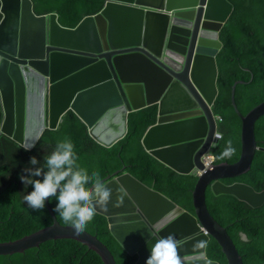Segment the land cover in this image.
<instances>
[{"label":"water","instance_id":"water-1","mask_svg":"<svg viewBox=\"0 0 264 264\" xmlns=\"http://www.w3.org/2000/svg\"><path fill=\"white\" fill-rule=\"evenodd\" d=\"M0 2V130L23 146L36 144L72 110L96 142L111 147L127 134L131 112L155 104L156 124L147 128L141 144L178 174L204 170L193 190V213L120 170L102 178L113 195L108 210L98 213L123 250L136 257L134 264H146L156 242L169 234L179 242L184 264H220L207 258L211 240L221 246L228 264H243L227 229L210 215L206 190L234 196L251 208L264 205V190L224 182L249 172L255 152L264 151L254 138L264 100L245 115L234 104L235 86L245 82H234L231 90L240 119L237 161L208 168L202 162L219 142L213 111L217 55L233 5L228 0H105L100 12L69 28L56 13L36 15L33 0ZM121 196L122 204L114 206ZM45 205L53 222L0 241V255L67 238L86 245L104 264H116L95 235L85 230L76 236L57 220L49 201Z\"/></svg>","mask_w":264,"mask_h":264},{"label":"trees","instance_id":"trees-1","mask_svg":"<svg viewBox=\"0 0 264 264\" xmlns=\"http://www.w3.org/2000/svg\"><path fill=\"white\" fill-rule=\"evenodd\" d=\"M234 7L233 14L220 33L223 44L217 55L218 97L213 106L214 114L219 115L218 123L221 139L213 150L214 163L237 161L240 144V119L231 103V90L234 82L244 84L235 86L234 104L241 115L248 113L264 100V0H228ZM37 15L55 12L64 27L74 28L86 16L100 12L105 0H33ZM1 8V3H0ZM2 15L0 13V20ZM157 107L151 105L129 114L127 134L113 144L105 147L96 142L89 134L86 124L72 110H68L59 126L54 130H45L39 140L44 149L40 166L44 158L50 155L59 140L67 137L74 144L78 163L91 174L98 171L102 178L114 171L129 173L143 184L162 193L181 208L193 213V190L197 177L178 174L155 157L150 155L141 144V138L148 126L156 122ZM2 112H0V121ZM254 138L257 146L264 148V115L254 124ZM236 149L231 158L220 159L227 141ZM12 142V141H9ZM15 159L24 169L30 167L29 154H16ZM14 164V176L0 174V241L14 240L32 233L53 222L45 205L36 211L28 208L23 197L33 190L21 180ZM9 164L0 166V172H6ZM39 166V165H38ZM46 171V169H45ZM226 184L244 183L257 192L264 190V151L255 152L249 172ZM58 201L55 197L49 201L53 211ZM206 206L210 215L226 228L234 245L242 257L243 264H264V205L251 208L234 196H214L206 190ZM57 220L65 224L55 212ZM86 230L105 244L116 264H134L135 256L128 255L111 236L107 219L98 213ZM245 234L247 239L243 240ZM207 258L228 264L225 254L216 241L207 245ZM0 264H104L101 258L86 245L73 239H51L23 252L0 255Z\"/></svg>","mask_w":264,"mask_h":264},{"label":"clouds","instance_id":"clouds-1","mask_svg":"<svg viewBox=\"0 0 264 264\" xmlns=\"http://www.w3.org/2000/svg\"><path fill=\"white\" fill-rule=\"evenodd\" d=\"M216 120L218 123L220 122L221 118L219 115H216ZM216 136L219 140L221 139L219 128ZM34 146V143L30 145L25 144L23 148L25 151H30ZM235 152L236 149L229 140L220 154V159L231 158ZM209 154L211 155V162L207 165L204 162V158ZM206 155L202 158V162L208 168L209 165L214 163L215 158L213 151ZM77 161L78 156L74 150V144L69 138L65 137L59 140L55 150L44 158V166H40V161L35 156L31 157L29 161L30 167H26L23 170L24 174L20 176V180L25 186L31 185L33 188L31 192L23 197L28 208L36 211L42 210L45 207V202L51 201L55 197L58 203L54 211L58 213V216L65 224L70 225L74 229L75 235L79 236L94 220L98 214V210L102 209L105 212L108 210V204L111 202L113 191L106 186L98 171H93L89 174L88 170L81 167ZM203 172L204 170L194 169L190 175L198 177ZM122 202L123 197H117L114 206H120ZM200 246L203 247V245ZM178 248L179 242L176 240L174 234H169L167 237L156 242L146 264H184L182 257L179 255ZM162 249H166L167 253L164 254Z\"/></svg>","mask_w":264,"mask_h":264},{"label":"flooded vegetation","instance_id":"flooded-vegetation-1","mask_svg":"<svg viewBox=\"0 0 264 264\" xmlns=\"http://www.w3.org/2000/svg\"><path fill=\"white\" fill-rule=\"evenodd\" d=\"M0 112H2V119H3V108L0 100ZM1 119V121H2ZM0 121V125H1ZM12 141V142H9ZM39 142V141H38ZM36 142L35 146L31 148L30 151H25L23 145L16 143L6 134H4L0 130V166L9 164L7 167L6 172H0L1 175H6L8 177L14 176V164L17 166L19 173L23 174L21 171V167L18 164L17 160L15 159L16 154H21L22 152H27L29 154V159L33 156L38 155V160H42V155L44 153V149Z\"/></svg>","mask_w":264,"mask_h":264},{"label":"bare ground","instance_id":"bare-ground-1","mask_svg":"<svg viewBox=\"0 0 264 264\" xmlns=\"http://www.w3.org/2000/svg\"><path fill=\"white\" fill-rule=\"evenodd\" d=\"M204 162H205V164H210V162H211V155L209 154V155H206L205 156V158H204Z\"/></svg>","mask_w":264,"mask_h":264}]
</instances>
